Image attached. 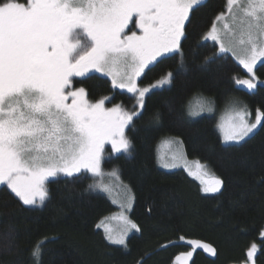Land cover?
I'll list each match as a JSON object with an SVG mask.
<instances>
[{
	"label": "snow or ice",
	"instance_id": "6c2138e0",
	"mask_svg": "<svg viewBox=\"0 0 264 264\" xmlns=\"http://www.w3.org/2000/svg\"><path fill=\"white\" fill-rule=\"evenodd\" d=\"M202 2L0 0V185H6L24 205L38 206L49 196V178L62 173L75 180L82 172L100 176L106 144L113 153L129 154L132 143L125 130L142 115L146 97L170 85L175 74L169 71L145 87L138 86V80L168 54L182 56L186 22ZM203 39L218 45L221 54L231 52L250 75V79L236 78L237 85L256 89L254 69L264 61V0H226V13L215 18ZM93 70L109 76L113 88L132 93L141 111L121 105L108 108L107 97L90 102L86 90L75 87L74 78ZM205 111L212 108L201 102L190 106L188 115ZM250 115L246 106L233 108L227 124L219 125L225 142L239 143L258 127L264 128V111L257 109L254 122ZM155 118L159 119L158 113ZM177 143L182 148V142ZM180 159L183 153L178 150L173 162L162 158L161 163L176 167ZM185 168L200 181L203 193L221 191L223 181L199 161L195 171L187 164ZM108 175L119 179L116 170ZM90 188L110 191L102 183ZM132 199L126 195L128 209ZM119 219L123 226L118 232L103 222L97 227L103 226L109 243L126 245L128 233L141 229L124 214ZM42 243L32 250L37 264ZM186 243L192 251L178 255L175 264H188L196 249L216 255L207 243ZM259 250L253 243L247 252L253 264Z\"/></svg>",
	"mask_w": 264,
	"mask_h": 264
},
{
	"label": "trees",
	"instance_id": "16d2710c",
	"mask_svg": "<svg viewBox=\"0 0 264 264\" xmlns=\"http://www.w3.org/2000/svg\"><path fill=\"white\" fill-rule=\"evenodd\" d=\"M225 7L226 0H205L197 6L186 22L182 56L161 58L138 80V86L145 87L169 71L175 74L170 85L146 97L142 115L127 128L130 155L119 154L104 163L119 170L132 192L129 216L141 231L130 235L126 245L105 239L97 225L116 207L90 188L92 178L83 172L75 180L61 175L47 180L49 196L41 206L24 205L0 187V264H37L32 250L40 242L39 264H172L192 250L188 240L216 249L215 256L196 249L188 264H242L253 243L260 249L254 264H264V128L239 144H224L216 127L218 112L235 96L252 113L264 111V85L253 91L238 87L236 78H248L241 66L203 39ZM255 76L264 80V62L255 68ZM74 81L91 102L109 96V104L141 111L133 96L113 90L104 77L87 74ZM202 99L215 113L190 117L188 105ZM170 138L182 142L184 157L199 161L223 181L219 193H203L182 169L158 167L156 147Z\"/></svg>",
	"mask_w": 264,
	"mask_h": 264
},
{
	"label": "rangeland",
	"instance_id": "374dc122",
	"mask_svg": "<svg viewBox=\"0 0 264 264\" xmlns=\"http://www.w3.org/2000/svg\"><path fill=\"white\" fill-rule=\"evenodd\" d=\"M205 0H203L204 2ZM222 13H226V7H225V10L222 12ZM138 32V30H136ZM206 35V34H205ZM204 35V36H205ZM209 42L213 43V41L209 40ZM217 47V53H219V47L218 45H216ZM221 54V53H219ZM229 54L230 56H232V58L239 64V62L237 61V59L232 55L231 52L227 53ZM169 55V54H168ZM262 62L264 61H259L256 65V67L261 64ZM240 65V64H239ZM241 66V65H240ZM241 68L243 69V67L241 66ZM243 71L246 73V75L248 76L247 79H250V75L246 72V70L243 69ZM255 71V69H254ZM87 74H96V75H99L101 77H104L106 79H108L111 83V78L103 73H99V72H95L94 70L93 71H90L89 73ZM86 74V75H87ZM78 78H81V77H78ZM255 83L258 85H264V80H258L256 78V81ZM111 87H112V83H111ZM113 90H118L120 92H123V93H126V94H129L131 96H133L132 93H128L126 90H123V89H119V88H113ZM247 89V88H246ZM253 91V90H251ZM134 97V96H133ZM102 98H105V97H102ZM101 98V99H102ZM107 100L105 101V106L108 107V108H111V107H114L116 106L115 104L112 105V104H109L110 102V97L107 96ZM135 98V97H134ZM99 101V100H98ZM70 102V101H69ZM91 102V101H90ZM201 102H204V103H207L208 105L211 106L212 108V111H205V112H202L200 115H204V114H214L215 113V109L214 107L211 105V103L205 101L204 99H202L201 101H193L191 102L189 105H188V108L191 107H195L198 103H201ZM94 103V102H93ZM135 104H136V107L139 108V106L137 105L136 103V99H135ZM246 105L244 104L243 100L241 97L239 96H235L233 97L232 99H228L226 104L223 106L222 109H220V111L218 112L217 114V124H216V127H217V130L219 132V135L221 137V140L224 144H239L241 143L242 141H240L239 143H236V142H225L224 141V134L223 132L221 131L219 125L220 124H227V121L229 119V116L231 115L232 113V110L233 108H240V107H245ZM247 108V107H246ZM247 110L250 112V117L249 119L251 121L254 122V119H255V113H252L248 108ZM189 111V110H188ZM188 113V112H187ZM198 115V116H200ZM191 117V116H190ZM197 117V116H195ZM258 129V128H257ZM256 129V130H257ZM254 130V132L256 131ZM127 131V129L125 130ZM253 132V133H254ZM252 133V134H253ZM251 135V134H250ZM249 135V136H250ZM248 138V137H246ZM245 138V139H246ZM244 141V140H243ZM178 140L177 139H174V138H170V139H165L163 141H161L157 147H156V161H157V165L159 168L165 170V171H173V170H178V169H182L184 170L188 175V171H186V168H185V165L187 164L188 167H190L193 171H195V163L196 161H193V160H189L187 159L186 157H184L183 155V159H180V160H177L175 161L176 163V167H171V168H165L162 166V163H161V159L163 158L164 160H167L169 161L170 163L173 162L172 161V156L174 153H176L178 150L182 152V149L180 147V144L177 143ZM183 153V152H182ZM119 154H123L125 156H129V154H125V153H113L112 150H111V145L110 144H106L105 145V151L103 153V157H102V160H101V171H102V174L100 176H93L91 173H87V172H83V173H86L87 175H89L91 178H92V181H91V184L90 185H94V184H105L107 185L109 188H110V191H101L99 188H91L94 192H97V193H100V194H103L104 196H106L110 201L111 203L116 207V211L110 215H108L107 217H105L104 219H102L99 224H101V222H103L104 224L110 226L114 231L118 232L121 228H122V221H120L119 217L121 214H124L126 215L129 219H130V216H129V213H130V210L131 209H128L127 208V200H126V195H130L132 198H133V195H132V192L129 190V188H125L124 186H126L120 179V174H119V170L117 168H105L104 167V163L105 161L109 160L110 158L116 156V155H119ZM203 165V164H202ZM207 168V167H206ZM113 170H116L117 173H118V176H119V179L117 180L116 177H112V176H109L108 173L112 172ZM208 171V169H207ZM209 173V171H208ZM210 174V173H209ZM61 176H64L62 173L59 174ZM190 176V175H189ZM191 178L195 179L200 185V181L196 178H194L193 176H190ZM51 179V178H49ZM47 182V181H46ZM6 186V185H5ZM7 187V186H6ZM202 187V185H201ZM10 190V189H9ZM11 191V190H10ZM14 194V193H13ZM15 195V194H14ZM132 204H133V199H132ZM132 204H131V208H132ZM42 205V204H41ZM41 205H38V206H41ZM122 205H124V207H122ZM98 228V227H97ZM98 229H100L104 236H105V232H104V228L103 226L99 227ZM134 233H137L135 230H132L128 233V235L125 237V241H127V238L134 234ZM261 233H264V229L262 230ZM260 238L262 239L261 235H260ZM108 241V240H107ZM109 242V241H108ZM116 245V244H114ZM191 246V245H190ZM192 247V246H191ZM203 250V249H202ZM192 251V250H191ZM175 261L176 259L173 261L172 264H175ZM242 264H251V261H247V262H244Z\"/></svg>",
	"mask_w": 264,
	"mask_h": 264
},
{
	"label": "flooded vegetation",
	"instance_id": "af4514ba",
	"mask_svg": "<svg viewBox=\"0 0 264 264\" xmlns=\"http://www.w3.org/2000/svg\"><path fill=\"white\" fill-rule=\"evenodd\" d=\"M78 78V77H75ZM0 187H6L5 185H0ZM7 188V187H6ZM8 189V188H7ZM9 190V189H8ZM204 251V250H203ZM206 254H208L207 252H205ZM190 261V260H189ZM189 263V262H188ZM251 264H253V262H251Z\"/></svg>",
	"mask_w": 264,
	"mask_h": 264
},
{
	"label": "water",
	"instance_id": "95a60500",
	"mask_svg": "<svg viewBox=\"0 0 264 264\" xmlns=\"http://www.w3.org/2000/svg\"><path fill=\"white\" fill-rule=\"evenodd\" d=\"M238 87H242V85H238Z\"/></svg>",
	"mask_w": 264,
	"mask_h": 264
}]
</instances>
